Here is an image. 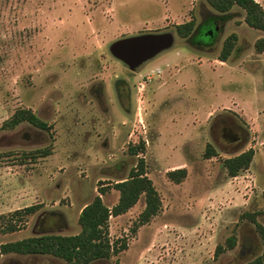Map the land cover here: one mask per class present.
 Listing matches in <instances>:
<instances>
[{"label": "rangeland", "instance_id": "obj_1", "mask_svg": "<svg viewBox=\"0 0 264 264\" xmlns=\"http://www.w3.org/2000/svg\"><path fill=\"white\" fill-rule=\"evenodd\" d=\"M190 21L192 42L177 33ZM215 24L219 46L199 45V31ZM163 33L174 35L173 46L135 70L111 52L120 39ZM233 33L238 51L218 61ZM259 39L264 31L251 28L241 8L222 15L206 0H0V216L42 205L30 217H13L16 232L3 233L8 218L1 219L0 245L79 233L80 213L100 188L109 189L102 197L113 206L120 197L113 183L145 158L162 209L135 232L145 195L126 214L111 217V239L128 248L93 264H245L262 254L256 225L243 216L262 212L264 225ZM125 86L137 87L133 104ZM18 109L32 110L52 130L28 122L4 129ZM218 115H231L245 129L239 149L228 147L222 130L215 132ZM140 144L139 155H132L130 147ZM208 145L217 156L206 157ZM51 146L48 157L27 159V152ZM250 149V168L231 177L225 161ZM178 168L188 172L180 184L168 177ZM231 236L238 247L216 254ZM0 264L67 263L11 254Z\"/></svg>", "mask_w": 264, "mask_h": 264}, {"label": "trees", "instance_id": "obj_2", "mask_svg": "<svg viewBox=\"0 0 264 264\" xmlns=\"http://www.w3.org/2000/svg\"><path fill=\"white\" fill-rule=\"evenodd\" d=\"M207 3L218 13L226 15L231 13L235 7H239L245 12V22L256 30L264 31V7L256 0H206ZM213 28L212 26L208 27ZM205 29V30H207ZM202 30L201 32H204ZM195 22L190 21L186 24L177 26V33L186 39H190L195 33ZM216 33V31H215ZM238 35L233 33L229 36L221 49L219 58L221 61H227L236 49ZM256 48L264 51V39L256 42ZM28 122L34 127L43 130H52V126L38 117L30 109H18L13 116L7 120L3 128L14 129L21 123ZM144 148V144L132 145L130 153L138 156ZM27 159L48 157L52 154V146L45 149H38L26 153ZM218 152L208 145L206 157L217 156ZM255 157V151L250 149L238 155L229 157L225 161L226 168L231 177H236L242 170H248ZM186 168H178L168 172L171 181L180 184L187 177ZM113 188L119 191L120 197L113 206L107 205L103 200V195L109 190L101 187L94 200L88 203L81 211L79 224L81 230L77 234L64 235L58 233H45L37 236H30L18 241H11L0 245V261L6 255L38 256L53 258L65 261L67 264H93L99 261L118 256L128 248L126 242L113 241L110 237V219L126 214L140 200L146 196V207L141 213L138 222L133 231L140 225L149 223L153 217L157 216L162 209V200L154 182L147 176L145 158H140L138 164L132 168L130 175L113 183ZM110 188V187H108ZM42 205H32L20 210H16L9 216H0V220L8 222L2 229L3 233H13L20 229L17 223H14L13 217H30L38 213ZM262 212L244 213V218L250 220L256 225L257 233L262 241L263 252L251 261L245 264H264V225L258 220ZM238 247V239L231 236L227 241V247L219 245L216 254L224 252L226 249L234 250Z\"/></svg>", "mask_w": 264, "mask_h": 264}, {"label": "water", "instance_id": "obj_3", "mask_svg": "<svg viewBox=\"0 0 264 264\" xmlns=\"http://www.w3.org/2000/svg\"><path fill=\"white\" fill-rule=\"evenodd\" d=\"M214 35L215 29L213 28L199 33L203 41L213 40ZM174 40L172 33L143 34L120 39L114 42L110 49L116 58L135 70L161 52L171 48Z\"/></svg>", "mask_w": 264, "mask_h": 264}, {"label": "flooded vegetation", "instance_id": "obj_4", "mask_svg": "<svg viewBox=\"0 0 264 264\" xmlns=\"http://www.w3.org/2000/svg\"><path fill=\"white\" fill-rule=\"evenodd\" d=\"M213 29H215L216 33L213 37V40L211 41H203L201 40V43H198L199 45H203L206 47H210L212 45L215 46H219L220 44V39H219V31H220V27L215 24V26L213 27ZM201 32V30L199 31ZM194 36L192 35V37L190 39H188V41L193 40ZM224 45V44H223ZM223 47V46H222ZM136 86H132V87H122V89L120 87H118V89H125V96L126 99L128 100V103L131 102L133 104V99L136 100ZM118 91V90H117ZM118 94L120 96V94L123 96V91H118ZM124 97V96H123ZM222 130V137L223 139H225V141L229 144L228 147H232V149H239L242 145L245 144L246 138L244 137L245 135H241L243 133H245V129L242 127V125H240L237 120L232 117L231 115H218L215 117V132L216 130ZM216 137V135H215ZM215 143L219 146V147H223V144H220V142L218 140H215Z\"/></svg>", "mask_w": 264, "mask_h": 264}, {"label": "crops", "instance_id": "obj_5", "mask_svg": "<svg viewBox=\"0 0 264 264\" xmlns=\"http://www.w3.org/2000/svg\"><path fill=\"white\" fill-rule=\"evenodd\" d=\"M235 51H236V52L238 51L237 46H236V49L234 50V52H235ZM234 52H233V53H234ZM220 53H221V51H220ZM220 53H219V55H220ZM233 53H232V54H233ZM231 56H232V55H231ZM231 56H230V57H231ZM239 56H240V55H238V57H239ZM230 57H229V58H230ZM238 57H235V58H238ZM229 58H228V60H229ZM217 60H218V61L220 60L219 56H218ZM228 60H227V61H228ZM220 61H221V60H220ZM227 61H221V62H227ZM148 74H149V73H148ZM21 240H22V239H21ZM17 241H18V240H17Z\"/></svg>", "mask_w": 264, "mask_h": 264}, {"label": "built area", "instance_id": "obj_6", "mask_svg": "<svg viewBox=\"0 0 264 264\" xmlns=\"http://www.w3.org/2000/svg\"><path fill=\"white\" fill-rule=\"evenodd\" d=\"M150 79V78H149Z\"/></svg>", "mask_w": 264, "mask_h": 264}]
</instances>
